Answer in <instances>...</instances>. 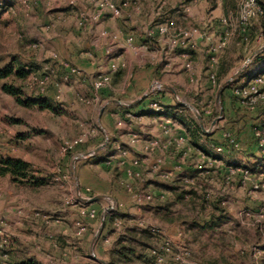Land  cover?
I'll list each match as a JSON object with an SVG mask.
<instances>
[{
  "label": "rangeland",
  "instance_id": "rangeland-1",
  "mask_svg": "<svg viewBox=\"0 0 264 264\" xmlns=\"http://www.w3.org/2000/svg\"><path fill=\"white\" fill-rule=\"evenodd\" d=\"M166 1L170 12L175 10L177 4L179 5V0ZM17 4L29 6V17L23 19L19 13L18 21L15 18L13 21L9 18L3 20L0 17V68L19 58L24 64L32 65L34 71L26 79L13 75L8 79L0 80V158L10 156L30 163L31 180H41L45 184L35 187L30 184L13 183L8 176L0 177V196L21 201L25 212L45 216L46 221H58L63 214L60 211L70 209V214L75 219L74 226L80 218L81 207L97 209L99 212L97 219H83L88 236L81 250L83 260H79L78 264H109L110 252L119 246L121 241L128 247L146 251L150 257L153 250H160L164 242H169L173 252L189 251L193 264H264V173L245 180L240 175L230 174L232 168L255 169L264 166L260 165L263 164L264 154L254 144L255 129L264 124V103L258 105V108L243 106L242 111L245 114H242L241 120L244 118L253 123L248 124L244 121L247 125L241 126V120L231 122L229 119L222 124L224 115H220L219 107L213 102V115L208 118V122L206 121L208 125L205 129H209L216 122L219 127L215 131L217 132L228 123H237L233 131L237 133L239 143L245 141L243 147L240 143V149L230 148L232 155H229L230 160L225 164L224 176H221L218 167L213 166L211 177L206 181L196 179L195 183L191 184L180 180L179 189H155L153 186L150 189V182L147 179L151 176L148 174L153 175L154 170H159L153 164L152 167L149 166V169L153 170L152 173L143 168L146 176L135 179L134 184L138 189H133L134 185L126 183L122 178L123 172L118 167L111 170L101 167L104 176L99 179L103 184L98 190L104 194L97 196L102 199L78 205L67 204V201L76 199V194L73 195L65 190L74 189L72 173L75 167L92 164L94 158L89 156V153L95 150L98 139H102L99 143H104L106 139L105 133L98 126V109L102 103L97 106L92 103L95 94L92 83L104 73L85 72L68 62L59 48L65 41L60 35L68 29L73 33L70 39H74L75 32L81 27L82 17L92 15L96 8L93 0H29L27 3L24 0H19V3L0 0V16L6 12L10 13L12 8L18 9L20 6ZM225 4L229 11L233 13L238 11L239 0H225ZM157 6L159 5H154ZM68 12L71 15L68 16L66 14ZM220 13H223L222 8ZM106 15L110 14L104 16ZM103 17L93 23L100 22ZM258 29L259 24L255 23L250 47L254 44ZM49 35H56L58 39L55 44H51L52 48L42 46L41 39H47ZM228 53L233 61V67H235L234 62H237L230 77L242 74L244 77L249 76L250 72L246 71L264 61V56H257L248 68H244L246 64L239 62L245 60L246 54L234 48L226 54ZM62 67L68 71L61 80L58 77V70ZM70 68H76L79 73L70 74ZM103 68L105 69L106 66ZM45 74L51 75L50 81L42 84ZM155 82L158 83V80ZM4 83L21 89L25 99H40V97L49 99L54 108L20 105L14 96L3 91ZM148 84L144 83L142 89L134 90L135 87L129 86V83L122 78L120 81L113 80L111 86L105 90L109 91L112 97H119V100H123L122 97L126 96L130 98L128 100H132L140 97L146 91ZM158 92L160 91L154 93ZM110 95L107 94L103 101L111 97ZM128 100L124 99V101ZM180 101L184 103L181 105L186 107V116L189 118L197 120L196 115H203L198 110L196 98L183 97ZM224 130L232 132L231 128ZM242 134L243 141L240 138ZM80 137H85L82 145L64 151L67 145ZM217 157L219 156L215 159ZM73 158L75 167L71 168ZM108 175L111 178L108 179ZM110 180L118 181L125 192L117 196L106 190L109 184L111 186L113 184ZM127 184L132 189L127 188L125 186ZM257 184L260 186L259 189H255ZM79 189L85 196L97 197L95 195L98 193L97 190L89 187ZM88 189L90 192L86 193ZM149 196L151 199H148ZM50 200L53 204L56 203L54 207L51 203L49 205ZM214 204L218 209L214 208ZM218 218L223 220L222 224H217L213 228L205 226L206 222ZM31 228L29 226V230L22 232V235L35 234L37 241L42 243V249L36 250L32 246L33 256L30 258L35 259L38 264H61L59 259L52 255V252L56 253L61 249L59 245L62 242L61 234L53 230H39L38 226L36 232H32ZM144 229H150L156 237L145 232ZM130 231L139 235L137 238L141 244L132 241L124 243V238ZM84 237L82 239L85 241ZM140 245L145 247L142 248ZM166 261V264H175L170 256ZM118 264L124 263L118 260Z\"/></svg>",
  "mask_w": 264,
  "mask_h": 264
},
{
  "label": "crops",
  "instance_id": "crops-1",
  "mask_svg": "<svg viewBox=\"0 0 264 264\" xmlns=\"http://www.w3.org/2000/svg\"><path fill=\"white\" fill-rule=\"evenodd\" d=\"M124 1L114 0L118 5ZM10 2L19 3V0H10ZM178 2L179 5L177 4L175 10L170 12L166 0H142L139 8L135 4H131L124 8L122 16L117 19H112L110 15H106L98 23L78 27L74 39H70L73 33L68 29H65L66 31L60 35L65 40L59 47L62 55L65 56L68 62L80 67L83 71L108 74L111 76L112 81H115L116 75L121 72L124 75V81L128 82L129 86L135 87L134 90H140L144 83H149L146 86V91L140 97L132 100H128L130 98L127 96L122 97L123 100H119V97H112L109 91L105 89L95 91L92 103L95 106L102 103L100 109H98V126L105 133L106 139L104 143L102 142L103 144L99 143L102 139H98V145L92 152L93 156H91L94 158L92 164L75 167L73 158L71 168H76L72 173L74 189H65L67 192L75 195L78 190H81L80 187H89L92 190H97L96 196L104 194L101 190H98L103 184L100 180L101 176H104L101 167L109 170L118 167L123 172L122 178L126 180V183L134 185L133 189H138L134 184L135 179L145 178L146 176L143 168L150 170L149 166L152 167L153 164L159 170H150L154 174H148V176H151L147 179L150 182V189L152 186L155 189H173L178 186V181L183 180L186 182L189 177L206 181L211 177L213 166L214 168L218 167L221 176L226 173L225 164H228L230 160L231 156L229 155H232V153L229 150L232 148L229 145L225 147L226 141L223 138V133L226 131L224 129L231 128L232 133L236 135L237 133L233 130H235L237 123H228L223 126L221 131L214 132L209 137L204 131L208 125L209 117L202 115L201 119L203 118V121H201L196 115V121L202 131L196 137L193 135L195 128L193 119L186 116L187 109L178 108L177 105L184 104L180 101L183 97L196 98L198 110L201 109V102H214V105L219 107L220 115H224V119L221 121L222 124L229 119H231V122L240 121L242 114L245 113L242 111L243 106L234 97L233 89L235 86L242 85L247 76L244 77L243 74L236 76L229 84H232L231 88H228L229 85H227L222 90L218 100V92L233 77H230V73L235 69L237 62H234L235 67L220 83L217 81V84H213L210 75L214 73L218 76L223 56L231 48L246 54L245 59L249 54L243 46L238 45L237 39L239 37H234L228 47L215 56L207 52L205 45H201L198 50L192 53L195 69L193 73L189 72L185 67L186 60L177 57L170 49L168 37L161 36L157 32L158 26L170 23L173 28H180L204 23L211 24L212 21L231 13V11L225 4V0H179ZM156 4L159 5L158 8L154 7ZM17 6H20V4H17ZM221 8L223 13H220ZM28 9V5H21L15 14L6 12L0 17L3 20L6 18L13 20L15 18L18 21V13L23 19L29 17ZM66 14L71 15L69 12ZM105 31L117 34L118 39L114 40L112 37L103 36ZM151 31L156 32L154 36H150ZM129 36H133L136 44L143 45L144 48L133 51L126 43ZM219 38L220 34L217 33L216 41ZM41 40L43 42L42 46L52 48L51 44H55L58 39L56 35H49L47 39ZM243 63L244 60L239 62V64ZM263 63L264 61L246 72L251 74ZM114 66L117 68L115 69ZM67 71L68 69H64V67L58 70L59 79L62 80ZM241 76L242 79H240ZM155 80L163 84L165 89L158 93H149V89ZM107 94L111 97L103 101ZM95 97L97 100H94ZM124 99L128 101H124ZM152 102H159L165 106L166 113L161 114L151 109L150 104ZM125 112L131 113L132 118H127ZM166 119L171 121V132L169 134H165L162 129V124ZM244 121L248 124L253 123V121L243 118L240 121L241 126L247 125ZM181 136L187 137L193 147V150L187 155H184V149L178 147L176 143ZM242 136L243 134L240 135V138L243 141ZM154 139H159L161 145L154 153H151L148 150V145ZM244 142L241 143L240 141L242 147ZM254 144L256 146V143ZM213 145L225 147L224 153L217 159H215L217 155L212 149ZM159 159H161L160 163H158ZM136 161H139L140 164L136 165ZM166 175H170V178H166ZM109 176H107L108 179L111 178ZM110 182L113 184L112 186L109 184L106 190H110V192H113L112 194L117 196L125 192L119 186L118 181L110 180ZM51 201H48L49 205L52 204V207H54L56 203L53 204ZM22 207L21 201L19 202L12 197L0 196V217L3 219L1 230L4 234L3 237H7L10 241V259L5 264H15L22 256L27 258L33 256V243L29 242L31 236L22 235V232L29 230V226L32 227L30 229L32 232H36L38 226L39 230H53L61 234L62 242L59 244L61 249L56 253L52 252V255L57 257L61 264H78L79 260H83L81 250L86 244L88 235H85V241L76 237L75 219L70 214V209L60 211L63 212L61 214L62 219L46 221L47 217L28 214ZM209 222L211 225L213 222L218 223L216 219ZM222 222L223 220L219 224H222ZM34 225H36L35 229Z\"/></svg>",
  "mask_w": 264,
  "mask_h": 264
},
{
  "label": "built area",
  "instance_id": "built-area-1",
  "mask_svg": "<svg viewBox=\"0 0 264 264\" xmlns=\"http://www.w3.org/2000/svg\"><path fill=\"white\" fill-rule=\"evenodd\" d=\"M29 0H24L27 3ZM95 5V10L92 15L82 17L80 26L84 27L88 23L97 22L105 14H110L112 19H117L122 16L124 8L128 7L131 4H135L137 8L140 7L142 0H125L122 3V6L116 4L114 0H93ZM15 8L10 10L11 13L15 12ZM264 16V0H239V7L236 13H229L220 17L217 20L212 21L211 24L204 23L202 25H196L192 27H180L173 28L170 23L160 24L157 28V32L161 36L168 37V46L170 49L177 55V57L183 58L186 60L185 67L186 69L193 73L195 69V64L192 59V53L199 49L201 45H205L207 52L210 55H217L223 50H225L230 41L234 37H239L240 41L238 42L239 46H243L249 54L248 57L244 60L245 67H249V64L259 55L264 54V31L261 29L257 37L255 38L254 44L252 47L249 46L252 40V34L254 33V25L258 23L261 25V18ZM156 32L151 31L150 36H154ZM220 34V38L216 41V34ZM105 37H112L114 40L118 39L117 34L109 33L105 31L103 33ZM128 47L133 51H138L143 49V45H137L136 40L133 36H129L126 39ZM33 47V45H30ZM110 53V51H109ZM116 69L117 67L114 66ZM244 68L242 72L244 71ZM264 68V63L257 67L256 70L245 77V80L242 85L235 86L233 89V94L238 97L240 104L244 107L256 108L261 103H264V74H261V69ZM70 74H76V68L69 69ZM53 74V72H52ZM50 74H45L43 77L42 84H45L50 81ZM65 79H68V75L65 76ZM210 79L213 84H217L216 74H211ZM111 76L108 74H103L99 76L95 81H93L92 86L94 91L98 92L107 87L111 86ZM165 89V86L161 83H153L150 88V93L157 91H162ZM94 100H97L95 97ZM151 109L158 113H165L166 108L159 102H152L150 104ZM199 112V111H197ZM200 112L204 116L211 117L213 115V102H201ZM127 118H132L131 113L126 115ZM171 121L166 119L162 124V129L165 134L171 132ZM219 127L216 122L212 124L209 129H204L205 133L213 134ZM223 138L227 144L233 149H240L241 145L238 141L237 136L231 131H225L223 133ZM255 143L257 148L264 154V125H259L255 129L254 133ZM85 142V137H80L76 139L72 144L67 145L64 151L71 150L76 146H80ZM177 146L184 149V155H187L193 150L192 145L189 143L187 137L181 136L176 141ZM161 145L159 139L152 140L148 145V150L151 153H154ZM212 149L217 156H221L224 153L225 147L222 145H213ZM125 154V153H124ZM89 156H93V153H89ZM161 162V159L158 160V163ZM136 165H139L140 162L136 161ZM230 174H237L246 179L249 177H255L252 171L248 168H232L230 169ZM166 178H170V175H166ZM243 180V181H244ZM195 177H189L186 179L187 183H195ZM127 188L132 189L130 185H125ZM259 184L255 185V189H259ZM90 192L88 189L86 191ZM76 199L67 201V204H76L83 202H90L92 196H85L83 191L78 190L76 194ZM148 199H151L149 196ZM37 216H39L37 214ZM99 216V212L95 208L81 207L80 208V218L75 223L76 237L81 239L87 233V227L83 219L95 220ZM104 218V215H103ZM3 219L0 217V264L7 263L10 259L9 249L10 241L7 237H3L4 234L1 230V224ZM121 224V222H119ZM154 232L157 230L153 229ZM29 242L33 243V248L36 250L42 249L41 244L38 243L36 235H33L29 238ZM152 254L157 257V264H166L167 258L170 256L175 264H193L191 262V253L189 251L176 253L173 252V248L170 246L169 242H164L160 250L155 249L152 251Z\"/></svg>",
  "mask_w": 264,
  "mask_h": 264
},
{
  "label": "trees",
  "instance_id": "trees-1",
  "mask_svg": "<svg viewBox=\"0 0 264 264\" xmlns=\"http://www.w3.org/2000/svg\"><path fill=\"white\" fill-rule=\"evenodd\" d=\"M261 29L264 31V16L261 18V25L259 26L258 34H259ZM258 34H256V36L254 38H256ZM239 41H240V39H237V42H239ZM229 54L230 53L226 54L222 59L221 67H220V70H219V73L217 76L218 83H220L223 79H225L229 75L230 71L233 68V61L229 58ZM259 57H262V55H260ZM32 67H33L32 65H26L23 62H21L19 58H15L12 60V62H10L6 66L0 68V80L8 79L13 75L15 77H18L21 79H26L29 77V75L31 73H33L34 69ZM260 73L264 74V70L260 71ZM122 78H123V73L120 72L116 75L115 81H117V80L120 81ZM231 86H232V84L229 85L228 88H231ZM2 88L6 94L14 96L16 98L18 104H20L22 106H26V107L40 106L41 108H45V109L46 108H48V109L54 108V105L51 104L50 100L44 99L43 97H40V99H34V98L25 99L23 97V93H22L21 89L13 86L11 84L4 83ZM234 97L236 99H238V97H236L235 95H234ZM238 101H239V99H238ZM177 107L183 108L184 110H186V107L183 105L178 104ZM125 113H127V112H125ZM161 114H164V113H161ZM181 119H183V118H181ZM193 123H194V127H195L194 131H193V135L198 137V134L202 132L201 128L195 119H193ZM261 125H264V124H261ZM206 135L209 137L212 136V134H206ZM227 145L228 144L226 142L225 147ZM262 163L263 164H260L261 166L264 165V157H263ZM263 169H264V166H263V168L257 167L255 169H250V170L252 171L254 176L258 177V175H260L261 173H264ZM30 171H31V164L22 160V159L13 158L10 156L0 158V177L8 176V177H10V179L12 180L13 183L30 184V185L35 186V187H39V186H42L45 184L44 181H41V180L32 181L30 176H29ZM177 188L179 189L180 187L177 186L173 189H177ZM214 208L218 209L216 204H214ZM216 220L218 221V223L213 222L214 224L212 223V225H211V224H209L210 222H206L205 226L213 228V227H215V225L219 224V222L222 219L218 218ZM144 231L149 232L151 235L156 237V235L150 229H144ZM126 236L127 237L124 238V243L127 241H132L133 243H136V242L140 243V241L137 238V237H139V235H135L134 233H132L130 231L129 234ZM118 245L119 246H117L115 249H113L110 252V258L111 259H110L109 264H118V260H121L122 263H124V264H131L133 262H139L140 264H157V257L155 255H153L152 252H151L152 257H150L148 254H146V251H142L136 247H128L127 245H124L122 243V241ZM140 246L142 248L145 247V245H140ZM15 264H38V263L33 258H27V257L22 256L19 259V261H17Z\"/></svg>",
  "mask_w": 264,
  "mask_h": 264
},
{
  "label": "water",
  "instance_id": "water-1",
  "mask_svg": "<svg viewBox=\"0 0 264 264\" xmlns=\"http://www.w3.org/2000/svg\"><path fill=\"white\" fill-rule=\"evenodd\" d=\"M239 73V72H238ZM236 76L237 75H235V76H233L228 82H226L225 83V85L219 90V92H218V100L220 99V96H221V93H222V90L227 86V85H229L235 78H236ZM173 91V93H175V91L174 90H172ZM198 114V113H197ZM199 115V114H198ZM199 119H201V115H199V116H197ZM102 199V197H99V196H97V197H94V198H92L91 199V201L92 202H96V201H99V200H101ZM103 224V223H102ZM103 264H105V263H103Z\"/></svg>",
  "mask_w": 264,
  "mask_h": 264
}]
</instances>
